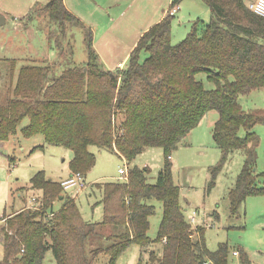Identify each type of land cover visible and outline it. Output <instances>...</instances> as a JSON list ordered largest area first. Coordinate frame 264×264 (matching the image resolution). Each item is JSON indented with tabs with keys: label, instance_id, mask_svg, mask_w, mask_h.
Here are the masks:
<instances>
[{
	"label": "trees",
	"instance_id": "obj_1",
	"mask_svg": "<svg viewBox=\"0 0 264 264\" xmlns=\"http://www.w3.org/2000/svg\"><path fill=\"white\" fill-rule=\"evenodd\" d=\"M202 1L212 11L207 25L196 23L173 45L174 16L167 15L141 37L126 67L116 72L102 67L91 30L86 67L68 69L59 77H51L49 66L11 70L10 94L0 105V142L16 137L28 120L21 130L26 139L42 136L46 146L73 152L71 173L87 176L97 164L90 151L96 147L125 160L129 180L96 185L103 195L104 216L93 223L83 218L76 201L62 196V181L39 172L31 189L42 195L40 210L5 216L0 264H44L49 251L57 264H93L101 254L115 264L132 244L144 251L151 244V200L162 202L164 210L157 237L163 256L152 252L151 264H231L228 245L210 252L204 229L196 235L199 228L194 230L186 218L169 158L206 115L217 111L214 140L223 163L213 171V180L231 155L242 152L244 165L229 192L231 212L238 213L250 197L264 196V170L257 171L260 138L254 131L264 125V111L247 113L240 103L242 96L264 88V18L246 0ZM42 12L63 28L70 23L86 27L64 0H51ZM199 75L214 89H206ZM152 148L162 149L166 157L154 185L148 183L147 168L132 167ZM59 200L65 204L56 212L53 206Z\"/></svg>",
	"mask_w": 264,
	"mask_h": 264
},
{
	"label": "rangeland",
	"instance_id": "obj_2",
	"mask_svg": "<svg viewBox=\"0 0 264 264\" xmlns=\"http://www.w3.org/2000/svg\"><path fill=\"white\" fill-rule=\"evenodd\" d=\"M50 1L0 0V17L6 20L4 25H0V105L8 99L9 84L11 86L9 74L15 68L17 73L25 65L49 66L51 77H59L68 69H82L87 65L89 24L83 27L70 23L63 28L51 22L48 14L42 12ZM67 1L72 8H75L73 3L79 5L81 14L97 20L100 25H104L106 19H101L96 11L86 10L93 5V1L99 6L98 11L108 10L113 17L119 10L126 9L128 13H133L157 7L160 3V0L158 4L154 0H108L107 6L102 7L104 0ZM134 1L136 4L133 3L134 9L131 10L130 4ZM256 1L246 0L247 4ZM173 4L179 6L172 22V44L177 45L186 38L197 18L201 20L198 22L201 28L207 25L211 12L202 0H174L167 8V15ZM197 13L200 17H194ZM14 60L17 61L15 67ZM197 78L205 83L206 89H214L205 75ZM240 103L247 113L264 111V88L242 96ZM218 120V112H210L171 155L173 179L182 194L181 205L188 220L195 213L197 224L193 229L199 228L198 236L204 229L205 243L210 252L221 245H228L231 264H264V196L248 198L236 214L231 212L229 202V192L244 165L243 153L231 155L213 180V171L223 163V153L214 140ZM28 124L29 121L25 120L16 137L7 144L0 143V220L5 214L10 217L28 210L34 198L38 201L42 199L40 192L31 189V180L39 172L44 171L49 179L57 182L69 176L73 152L62 147L46 146L42 136L26 139L21 130ZM254 131L260 138L257 171L261 173L264 170V125H257ZM90 151L97 156V164L87 174L88 191L76 195L72 200L78 204L85 220L100 223L104 216L103 195L96 185L119 181V168H124L128 163L110 151L101 152L96 147H91ZM165 162L164 151L152 148L138 156L132 167L147 168L148 183L154 185ZM260 185H264V180L260 181ZM18 190L23 193V199L18 196ZM25 201L29 206L24 207ZM147 203L155 207L148 232L151 244L145 251L139 244H132L115 264H151L152 252L162 258L163 243L157 242V237L163 219V203L157 200ZM234 252L239 254L235 256ZM246 257L247 263L243 262ZM44 264H57L52 251L46 254ZM93 264H110V260L101 254Z\"/></svg>",
	"mask_w": 264,
	"mask_h": 264
},
{
	"label": "crops",
	"instance_id": "obj_3",
	"mask_svg": "<svg viewBox=\"0 0 264 264\" xmlns=\"http://www.w3.org/2000/svg\"><path fill=\"white\" fill-rule=\"evenodd\" d=\"M154 1L156 4L159 3V0H154ZM173 1L174 0H160V3L157 7L151 9H141L133 13H128V10L126 9L119 10L116 13V17H113L112 14H109L108 10L106 11L105 9H104L105 11H98L99 6L97 5L96 1H93V5H89V8H87L86 10L96 11L98 14H100L101 19H106L104 25H100L97 20L89 19L84 14H81L80 13L81 7L79 5L73 3L72 5L75 8H72L67 0H64V3L66 8L76 17H78V19L81 22H83L84 24H89V27L93 32V47L99 57V61L102 67L106 71L116 72L126 67L130 59V56L134 51L135 47L137 46L141 37L149 29H151L154 25L162 21L167 16L166 14L167 8L170 3L171 4L173 3ZM133 3L136 4V1L130 4L131 10L134 9ZM250 3L252 2H249L248 4ZM107 4H108V0H104L102 7L103 6L106 7ZM182 4H181V8L183 6ZM109 9H111V7H109ZM209 10L211 12V17H212V11L210 8ZM198 15H199L198 13L194 14V17ZM92 16L96 17V15H92ZM199 21L201 20L197 18V20L194 23H198ZM0 143L4 144L6 142H0ZM147 151H149V149H147L145 152ZM171 161H173L172 156H171ZM68 175L69 176L71 175V170L69 171ZM69 176H67L66 178H68ZM65 179L63 178L60 181H63ZM19 191L20 190H18V192ZM18 196L21 199H23L24 197L23 193L21 192L18 193ZM64 204H65L64 201H60V200L57 201L53 206L54 211L58 212L59 210H61ZM30 205H32V203ZM25 206H29L28 201L27 202L25 201L24 207ZM5 216H7V214H5L3 218L0 220V261H3L5 256L4 235H3V228L5 227V222H6V219H4ZM215 216H217L216 212H215ZM247 262L248 259L245 261V263Z\"/></svg>",
	"mask_w": 264,
	"mask_h": 264
},
{
	"label": "built area",
	"instance_id": "obj_4",
	"mask_svg": "<svg viewBox=\"0 0 264 264\" xmlns=\"http://www.w3.org/2000/svg\"><path fill=\"white\" fill-rule=\"evenodd\" d=\"M249 9L254 13H256L257 15L264 18V0H257L256 2L250 3ZM178 10H179V6L178 5L175 6V4H173L172 10L169 12L168 15L175 16ZM169 159L171 160V157ZM128 180H129V166L127 164L124 166V168L123 167L119 168V181L127 182ZM61 184L63 187L62 196L66 199L75 198L76 195H81L88 189L86 177L84 176V174L80 172L71 173V175L65 180H63ZM40 203L41 200L38 201V199L34 198L32 200V205L28 209L40 210L39 209ZM46 215L48 217L54 216V214L52 213H47ZM189 222L192 224L193 227L195 225L194 228L196 229L197 221L195 218V213L193 214V216H191ZM238 254H239L238 252H234L235 256Z\"/></svg>",
	"mask_w": 264,
	"mask_h": 264
},
{
	"label": "water",
	"instance_id": "obj_5",
	"mask_svg": "<svg viewBox=\"0 0 264 264\" xmlns=\"http://www.w3.org/2000/svg\"><path fill=\"white\" fill-rule=\"evenodd\" d=\"M6 22L5 17H0V25H4Z\"/></svg>",
	"mask_w": 264,
	"mask_h": 264
}]
</instances>
